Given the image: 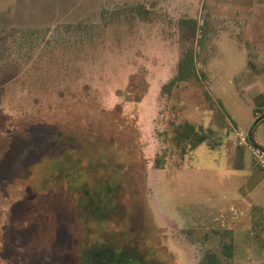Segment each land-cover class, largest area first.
I'll return each mask as SVG.
<instances>
[{
	"label": "rangeland",
	"instance_id": "rangeland-1",
	"mask_svg": "<svg viewBox=\"0 0 264 264\" xmlns=\"http://www.w3.org/2000/svg\"><path fill=\"white\" fill-rule=\"evenodd\" d=\"M227 1L236 43L221 0H0V264H264L252 0Z\"/></svg>",
	"mask_w": 264,
	"mask_h": 264
},
{
	"label": "crops",
	"instance_id": "crops-1",
	"mask_svg": "<svg viewBox=\"0 0 264 264\" xmlns=\"http://www.w3.org/2000/svg\"><path fill=\"white\" fill-rule=\"evenodd\" d=\"M228 1L227 0H221V6L218 9H221L219 12L216 14L221 15V24H223L225 29L223 30H228L225 34L226 38L228 40L233 39L234 42L236 43L237 34L235 33V29L237 28V20H235L234 16L237 13H241L240 10L238 11H230L227 9L228 7ZM239 5V3L237 4ZM251 15L252 18L250 19V23L252 24L254 29L252 28V31L254 32L253 35V40L251 41V50L254 56V59L251 60V65L253 71L251 72L249 76V84L251 85V95L252 99L250 100L251 104H255L254 106V114L259 113L258 117H261L264 114V39L260 38L261 36L258 35V32L261 30L264 31V0H252V7H251ZM233 16V17H232ZM233 29V33H232ZM237 37V38H236ZM225 38V37H224ZM225 38V39H226ZM263 39V40H262ZM254 41V42H253ZM240 46H243V43L241 42ZM257 117V116H256ZM253 123V122H252ZM250 124L249 127H251L253 124ZM262 128L264 127V118L263 121L261 122ZM259 129H254V131H246L247 133L250 134V139L254 141L255 144L258 146L264 148V130L261 132H258ZM250 153L252 154L250 148L248 146H245ZM253 155V154H252ZM254 158V155L252 156ZM255 159V158H254ZM252 165L246 166L245 168L249 169L251 171V174H253V177L255 179L263 180L264 179V171L259 168V165L256 161L254 160ZM243 205L242 202H236L232 209L236 208L237 210L241 208ZM219 207V206H218ZM223 208H225L223 206ZM223 211V209H222ZM232 234L233 240L237 239V234L236 230L233 231L232 229L228 230Z\"/></svg>",
	"mask_w": 264,
	"mask_h": 264
},
{
	"label": "trees",
	"instance_id": "trees-1",
	"mask_svg": "<svg viewBox=\"0 0 264 264\" xmlns=\"http://www.w3.org/2000/svg\"><path fill=\"white\" fill-rule=\"evenodd\" d=\"M197 26L193 27V31H196ZM187 59H183L182 62H184V64L181 65L180 68V75L176 80L181 81V79H183L186 74H193L195 72L194 70V58L191 54L187 55ZM185 60H187V63L185 64ZM254 131L251 129V132ZM195 133V126L190 124V123H186L176 134L175 140L177 143L181 144V143H185L186 141H188L189 143H191L192 147H195V144L193 142V134ZM251 137V136H250ZM204 140H206V137H200L198 136V141L203 142ZM250 141L254 143V141H252V139H250ZM257 145V144H255ZM258 146V145H257ZM222 237H223V255L227 260H232L234 258V240L232 238V234L231 232L227 231V232H223L222 233ZM227 239H229L227 241ZM200 264H225L223 262V260L215 253L213 252H208L203 260L200 262ZM232 264V263H231Z\"/></svg>",
	"mask_w": 264,
	"mask_h": 264
},
{
	"label": "built area",
	"instance_id": "built-area-1",
	"mask_svg": "<svg viewBox=\"0 0 264 264\" xmlns=\"http://www.w3.org/2000/svg\"><path fill=\"white\" fill-rule=\"evenodd\" d=\"M256 116H259L258 112L256 113ZM239 139L242 144H245L250 148L252 154L254 155V158L259 165V168L264 171V148L253 144L250 141V134L247 132L239 133Z\"/></svg>",
	"mask_w": 264,
	"mask_h": 264
}]
</instances>
